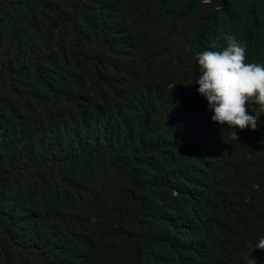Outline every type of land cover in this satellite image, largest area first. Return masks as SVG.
<instances>
[{"label":"trees","instance_id":"16d2710c","mask_svg":"<svg viewBox=\"0 0 264 264\" xmlns=\"http://www.w3.org/2000/svg\"><path fill=\"white\" fill-rule=\"evenodd\" d=\"M229 34L264 64V0H0V264H264V114L197 91Z\"/></svg>","mask_w":264,"mask_h":264},{"label":"clouds","instance_id":"9594fccd","mask_svg":"<svg viewBox=\"0 0 264 264\" xmlns=\"http://www.w3.org/2000/svg\"><path fill=\"white\" fill-rule=\"evenodd\" d=\"M226 46L197 53L200 74L197 91L206 98L208 108L214 114L213 122L228 129L249 127L255 131L258 119L264 114V64L250 63L246 44L234 35H225ZM249 104L259 105L255 115L248 113ZM231 138L239 140L238 133L231 131ZM257 248L264 250V238Z\"/></svg>","mask_w":264,"mask_h":264}]
</instances>
